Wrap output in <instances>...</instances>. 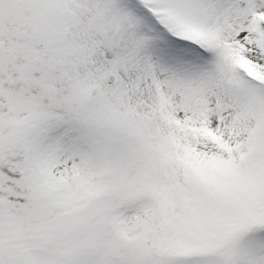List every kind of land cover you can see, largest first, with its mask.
I'll use <instances>...</instances> for the list:
<instances>
[{
  "label": "snow or ice",
  "instance_id": "snow-or-ice-1",
  "mask_svg": "<svg viewBox=\"0 0 264 264\" xmlns=\"http://www.w3.org/2000/svg\"><path fill=\"white\" fill-rule=\"evenodd\" d=\"M0 264H264V0H0Z\"/></svg>",
  "mask_w": 264,
  "mask_h": 264
}]
</instances>
